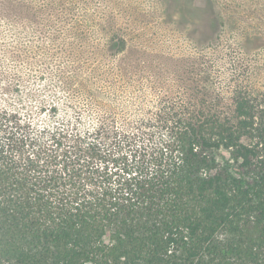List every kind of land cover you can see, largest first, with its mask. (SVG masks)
Masks as SVG:
<instances>
[{
	"label": "trees",
	"instance_id": "1",
	"mask_svg": "<svg viewBox=\"0 0 264 264\" xmlns=\"http://www.w3.org/2000/svg\"><path fill=\"white\" fill-rule=\"evenodd\" d=\"M110 42L53 103L1 88L0 264H264V93L162 113Z\"/></svg>",
	"mask_w": 264,
	"mask_h": 264
},
{
	"label": "rangeland",
	"instance_id": "2",
	"mask_svg": "<svg viewBox=\"0 0 264 264\" xmlns=\"http://www.w3.org/2000/svg\"><path fill=\"white\" fill-rule=\"evenodd\" d=\"M114 38L127 43L114 56L162 113L203 94L227 107L238 87L264 93V0H0V91L16 75L53 103L62 84L43 78L107 72Z\"/></svg>",
	"mask_w": 264,
	"mask_h": 264
}]
</instances>
